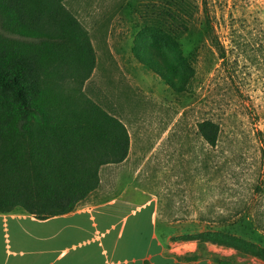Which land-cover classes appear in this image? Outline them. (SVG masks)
I'll use <instances>...</instances> for the list:
<instances>
[{
	"label": "rangeland",
	"instance_id": "obj_1",
	"mask_svg": "<svg viewBox=\"0 0 264 264\" xmlns=\"http://www.w3.org/2000/svg\"><path fill=\"white\" fill-rule=\"evenodd\" d=\"M65 5L89 31L97 55L85 91L126 125L130 152L124 162L101 169L100 187L77 209L98 203L93 211L16 223L42 237L54 261L78 245L65 260L97 249L95 264H108L113 257L102 256L94 240L99 231L106 233L105 246L112 240L127 245L117 259L155 255L158 234L174 244L172 252L193 250L183 259L207 255L264 264L233 248L176 241L223 232L264 248V0H67ZM169 9L180 13L178 37L186 54L194 55L196 75L184 94L133 52L141 30ZM3 22L0 13L1 36L25 41ZM206 121L220 128L216 146L200 134ZM5 226L0 219V264H9V251H18Z\"/></svg>",
	"mask_w": 264,
	"mask_h": 264
},
{
	"label": "trees",
	"instance_id": "obj_2",
	"mask_svg": "<svg viewBox=\"0 0 264 264\" xmlns=\"http://www.w3.org/2000/svg\"><path fill=\"white\" fill-rule=\"evenodd\" d=\"M66 1L0 0L5 29L25 40L0 35L3 214L22 208L43 221L71 214L98 190L101 169L129 156L126 125L85 91L97 55L89 31ZM165 14L141 30L133 52L173 91L184 94L196 75L194 55H187L179 40L180 13L169 9ZM212 37L217 40L215 32ZM221 55L224 59L225 53ZM219 131L213 122L200 124V134L211 146L217 145ZM180 240L213 243L264 261V248L223 232ZM213 261L240 264L225 258Z\"/></svg>",
	"mask_w": 264,
	"mask_h": 264
},
{
	"label": "crops",
	"instance_id": "obj_3",
	"mask_svg": "<svg viewBox=\"0 0 264 264\" xmlns=\"http://www.w3.org/2000/svg\"><path fill=\"white\" fill-rule=\"evenodd\" d=\"M111 200V199H110ZM116 200H113L111 203H115ZM98 204V203H97ZM97 204L92 203L87 205L86 207H83L71 214L61 216V217H76L78 215L85 214L87 212L93 211L97 206ZM149 206L152 207V204L148 203ZM157 216L158 211L157 209H153V218L157 224ZM31 218L33 221H40L30 214H28L24 209L17 208L11 213H0V219L5 220L6 226L4 227V230L10 232H13V235H10V238L13 239V241L10 244H16L18 246V251H9V257H12L8 260L9 264H95L96 259L98 258V250L97 249H90L84 253H81L79 255H75L73 258L65 260L67 257H65L66 254L70 252V249H76L78 245H74L72 248H67L66 250L62 251L60 254V257L54 261L52 259V250L50 248H46L45 246L48 245L47 242H43L42 237H35L31 233V229L21 223L16 222H23L24 220H27ZM58 218V217H56ZM54 219V218H52ZM51 220V219H49ZM47 221V220H46ZM9 222H15V224L12 227H9ZM17 224V225H16ZM122 235V233H121ZM120 235V236H121ZM106 233L97 232V236L94 240L100 242L101 248L103 250L101 251V255H106L107 257L112 256L113 259L109 260L107 259L108 264H215L214 261L209 258L207 255L201 257L198 261L195 262H186L183 259V256L187 253L193 252V250H189V252H172L170 247H173V243L169 241H163L158 236V234H155L154 237L157 239V248L158 251L155 255L149 254L146 257L143 258H133L131 260H122L117 259L119 252L121 249H127V245H124V247L121 248L120 244L112 240L108 242L105 246L103 243V239L105 238ZM34 239V241H33ZM91 242V241H90ZM11 246V245H9ZM26 246H34V250L26 251ZM197 250V249H196ZM222 256H230L231 253L227 250L221 249L218 250ZM100 261H102V258L100 257Z\"/></svg>",
	"mask_w": 264,
	"mask_h": 264
}]
</instances>
